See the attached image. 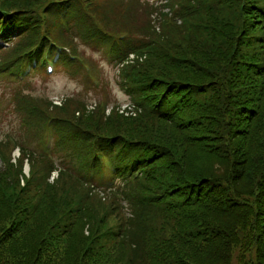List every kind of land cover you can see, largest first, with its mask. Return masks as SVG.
I'll use <instances>...</instances> for the list:
<instances>
[{
  "label": "trees",
  "instance_id": "16d2710c",
  "mask_svg": "<svg viewBox=\"0 0 264 264\" xmlns=\"http://www.w3.org/2000/svg\"><path fill=\"white\" fill-rule=\"evenodd\" d=\"M3 19L0 71L21 74L57 27L60 45L122 52L131 109L14 94L61 166H14L0 140V264H264V0H0Z\"/></svg>",
  "mask_w": 264,
  "mask_h": 264
},
{
  "label": "rangeland",
  "instance_id": "374dc122",
  "mask_svg": "<svg viewBox=\"0 0 264 264\" xmlns=\"http://www.w3.org/2000/svg\"><path fill=\"white\" fill-rule=\"evenodd\" d=\"M163 1V0H162ZM149 3L160 2L161 0H148ZM74 4L72 3V6ZM145 15V14H144ZM156 16H152L155 19ZM75 51H77L78 55L84 57L85 63L92 66L94 70V78L100 81V87L94 88L90 79L84 80L83 74L80 73L77 77L71 76L70 73L66 72V68L59 66V68L51 75L43 77L40 74H33L27 81L30 83L27 88H25V82L21 85H17L14 82L8 81H0V111L4 113L7 112V109L12 108V97L16 89H19L21 92L29 95V98L38 99L39 101L46 102H60L62 99L68 97L72 98L75 96V99L78 101H87L89 104L99 101L109 102L111 106L115 104L121 105L125 107L128 105V99L125 97L119 88H117L114 80H115V68L112 65L114 62H117L118 57L122 52H117L116 54L107 55L106 51L109 52V48L101 46L98 44H86V42L78 39L76 41V45H73ZM104 51L105 56L103 57ZM109 59H111L112 63H109ZM86 81V84H85ZM6 83H9L11 86H7ZM113 103V104H112ZM22 129L20 128L19 118L16 120L14 116L8 117L5 116L0 119V138L4 140L6 137H13L15 139L21 138ZM40 134V131L36 133ZM24 142L28 141L23 139ZM30 141H32L30 139ZM28 142L25 144L26 151L39 153L41 149L36 147V141L33 143ZM17 156V153L13 151L12 157ZM61 157H64V153L61 154ZM1 164V162H0ZM26 166V165H25ZM56 166H61V163H57ZM1 167V166H0ZM25 168V167H24ZM56 172L51 174V181L56 177ZM23 175V173H22ZM20 183H23L22 176H19ZM19 249V246L18 248Z\"/></svg>",
  "mask_w": 264,
  "mask_h": 264
}]
</instances>
